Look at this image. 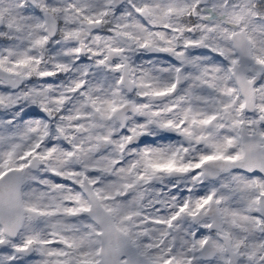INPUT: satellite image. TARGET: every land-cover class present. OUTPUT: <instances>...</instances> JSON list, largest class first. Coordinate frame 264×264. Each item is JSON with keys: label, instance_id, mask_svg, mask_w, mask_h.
Returning <instances> with one entry per match:
<instances>
[{"label": "snow or ice", "instance_id": "1", "mask_svg": "<svg viewBox=\"0 0 264 264\" xmlns=\"http://www.w3.org/2000/svg\"><path fill=\"white\" fill-rule=\"evenodd\" d=\"M0 264H264V0H0Z\"/></svg>", "mask_w": 264, "mask_h": 264}]
</instances>
